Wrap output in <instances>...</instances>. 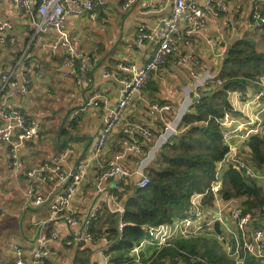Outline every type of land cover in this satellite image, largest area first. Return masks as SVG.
Listing matches in <instances>:
<instances>
[{
  "label": "crops",
  "instance_id": "obj_1",
  "mask_svg": "<svg viewBox=\"0 0 264 264\" xmlns=\"http://www.w3.org/2000/svg\"><path fill=\"white\" fill-rule=\"evenodd\" d=\"M31 1L35 10L40 0ZM126 1L105 0L96 20L90 19L89 14L66 17L67 29L79 40V50L93 61L90 69L93 83L89 87H83L68 74L77 67V63L71 64L61 52L56 56L50 55L48 44L57 37L54 29L38 31L33 22L34 19L38 20L36 13L33 17L21 15L12 0H0V20L8 19L12 22L13 28L9 34L16 38V43L12 46L0 43V69L11 68L22 58L30 67L27 74L32 79V85L26 94H22L18 86L5 89L0 97V106L7 110L19 106L27 118L40 121L39 134L26 142L19 151L18 166L11 164L9 146H0V264H15L13 243H19L27 257L32 256L41 237L49 239L48 247L56 251V255L51 259L52 264H79L83 259H87V264H122L133 256V248L109 252L111 243L107 236L79 241L77 238L84 234L83 224L69 228L62 221L53 224L47 222L49 209L46 204L35 206L32 203L35 193L54 196L67 190L68 184L53 190L52 184L26 175L27 170L31 168L44 164L53 165L54 157L59 156L67 147H74L77 152L67 157L62 166L75 169L79 162L90 154L104 117L119 101L120 71L116 65L123 61L141 66L153 54L157 39L153 36L138 44L139 27L146 25L150 33L163 28L165 20L172 14L173 2L135 0L125 7ZM228 1L230 8L227 14L210 15L207 24L193 35L189 45L186 46L184 41L181 44L182 51L190 55L189 66H176L174 60L179 54L175 52L153 75L142 93L132 100L108 142L103 157L105 160L123 151L119 133L123 132L127 122L148 125L157 139L164 123L177 115L183 117L192 109V99L198 81L206 83L200 90L209 83H218L216 77L229 48L247 31H252L258 26L252 18V13L257 10L264 17V0ZM186 25L187 21L184 19L182 31ZM105 71L110 75L106 76ZM193 72L198 75L197 79ZM64 73L68 75L65 76ZM255 89L256 85L251 83L245 91L237 92L250 98ZM156 101L170 104L172 111L151 115L149 108ZM75 116H80V127L68 135L64 134L62 130L68 127ZM139 131L137 133H140ZM237 143L239 151L245 155L246 142L237 140ZM143 145L145 148L148 146ZM147 149H150V145ZM123 162L135 171L142 159L131 153ZM98 175L99 171L93 165L71 202L72 215L81 220H85L95 210L96 217L103 212V208L110 212L106 192L110 191L111 180L106 182L105 193L98 192ZM136 179V176L133 177L131 182L135 183ZM115 214L118 215L119 225L122 218L118 213ZM106 228L107 225L103 227L104 230ZM52 231L58 232L61 239L52 240ZM145 236L146 233L143 239ZM68 237L73 239L72 244L66 243ZM162 248L145 242L140 245L139 253L152 264H156L153 263L154 258ZM162 262L186 264L181 259L176 262Z\"/></svg>",
  "mask_w": 264,
  "mask_h": 264
},
{
  "label": "built area",
  "instance_id": "obj_2",
  "mask_svg": "<svg viewBox=\"0 0 264 264\" xmlns=\"http://www.w3.org/2000/svg\"><path fill=\"white\" fill-rule=\"evenodd\" d=\"M12 1L21 15L33 17L36 13L35 16H38V20H33L35 29L42 32L54 29L57 37L48 44L50 55L56 56L61 52L67 56L71 64L77 63V67L68 74L73 76L81 86L89 87L93 83L90 74L93 61L79 50V40L69 32L65 19L68 15L89 14L90 19L96 20L105 0H40L35 10H33L31 0ZM171 1L173 2V11L170 17L165 20L163 28L150 33L146 29V25L139 27L138 44H142L153 36L157 39V46L149 60L141 66L123 61L116 65L120 71L118 76L120 98L117 106L104 117L90 154L81 160L75 169L64 168L62 162L77 152L74 147H67L59 156L54 157L53 165L44 164L26 172L30 178L52 184L53 190L68 184L67 190L58 192L54 196L35 193L32 203L35 206L47 205L49 209L47 222L51 224L62 221L69 228L83 224L84 234L77 238L79 241L93 239L89 232L90 223L97 216L95 210L85 220H81L72 215L70 211L71 202L89 169L95 165L99 171L96 182L98 192L105 193L106 182L111 180L110 191L106 192L107 207L112 213L120 212L119 215L122 218L125 208L122 205V199L117 196L116 192L126 191V187L133 183L131 180L135 176L138 179L133 184H137L139 188L147 187L150 183L147 167L157 157L160 149L164 145L172 143L173 138L180 133L179 124L182 119L180 115L164 123L157 139L148 125L127 122L123 127L125 135L122 139L123 151L117 152L105 160L103 157L108 148V142L117 124L124 117L126 109L132 100L142 93L153 75L164 66L169 56L177 52L179 55L174 60V64L188 67L190 55L182 51L183 41L188 46L193 35L207 24L210 15L227 14L230 8L228 0ZM134 2L135 0H127L125 7ZM252 18L258 25H264V17L259 11H254ZM184 19L187 21V25L182 31L181 25ZM12 28L13 24L10 20H0V43L7 46L15 45L16 38L9 34ZM29 70L30 67L22 58L16 61L11 68L0 69V97L5 89L16 86L19 87L22 94H26L32 85V79L27 74ZM68 74L64 73L65 76ZM105 75L108 76L110 73L105 71ZM193 75L197 79L198 75L194 72ZM204 84L206 83L198 81L192 99L193 104L200 100V87ZM254 84L256 85L255 93L250 98L243 97L237 91H231L228 94L230 110L226 111L224 116L218 119V122L223 129V140L229 150L216 168V177L211 188L191 195L190 204L183 217L168 223L143 225L142 229L146 233L145 238L133 247L132 258L122 264H152L139 253L140 245L145 242L162 248L170 246L173 239L189 240L201 235L215 237L237 264H247L244 254L264 262V209L260 212H245L241 199L226 200L221 195L222 173L227 166H233L244 176L264 184V173L257 171L244 159V154L239 151L236 143L237 140L247 143L250 136L264 131V76ZM165 111H172V106L156 101L149 108L151 115ZM0 116V146H9L11 164L18 166L19 151L26 142L33 140L39 134L40 121L27 118L19 106L10 110L0 106ZM138 130L140 133H137ZM143 144L150 145L148 152L145 151ZM131 153L142 159L140 166L135 171L123 162ZM209 196H212V201L207 204L206 199ZM123 225L121 221L119 227L122 228ZM218 225L220 231L217 229ZM106 236V234L103 235V237ZM50 238L60 240L61 236L58 232L52 231ZM48 240L41 237L39 245L30 257L26 256L19 243H13L14 263L52 264L51 259L56 255V251L48 247ZM66 243L72 244L73 239L68 237Z\"/></svg>",
  "mask_w": 264,
  "mask_h": 264
},
{
  "label": "trees",
  "instance_id": "obj_3",
  "mask_svg": "<svg viewBox=\"0 0 264 264\" xmlns=\"http://www.w3.org/2000/svg\"><path fill=\"white\" fill-rule=\"evenodd\" d=\"M39 4V3H38ZM264 76V25L247 31L229 48L216 82L200 90L201 98L182 117L180 133L172 143L164 145L157 157L147 167L150 183L145 188L134 189L131 183L124 192H116L125 200L122 228L118 215L103 212L90 223L93 239L107 235L111 245L109 252L133 248L143 239L145 224L158 225L183 217L195 192L211 188L216 177V168L228 152L223 140V129L218 122L230 110L228 94L245 91L251 83ZM264 120V115H263ZM80 116L69 122L64 134L78 130ZM124 138L123 132L119 133ZM244 159L259 172L264 173V131L247 140ZM149 147V145L147 146ZM147 147L144 149L149 151ZM221 195L224 199H241L245 212H260L264 209V185L256 179L243 175L233 166L222 173ZM122 199V200H123ZM212 201L207 197L206 203ZM107 225L104 230L103 227ZM220 231L219 225L217 226ZM247 264H264L244 254ZM181 259L186 264H237L222 244L213 236L201 235L193 239H173L171 246L163 247L153 263ZM87 264V259L79 261Z\"/></svg>",
  "mask_w": 264,
  "mask_h": 264
},
{
  "label": "water",
  "instance_id": "obj_4",
  "mask_svg": "<svg viewBox=\"0 0 264 264\" xmlns=\"http://www.w3.org/2000/svg\"><path fill=\"white\" fill-rule=\"evenodd\" d=\"M85 153V152H84ZM83 153V154H84ZM134 189L135 190H138L139 189V187H138V185L137 184H134ZM123 207H125V200L123 201ZM118 214H120V212H118ZM120 222V221H119Z\"/></svg>",
  "mask_w": 264,
  "mask_h": 264
},
{
  "label": "rangeland",
  "instance_id": "obj_5",
  "mask_svg": "<svg viewBox=\"0 0 264 264\" xmlns=\"http://www.w3.org/2000/svg\"><path fill=\"white\" fill-rule=\"evenodd\" d=\"M236 143H237V141H236ZM237 145H239L238 143H237ZM255 168V167H254ZM262 183V182H261ZM263 184V183H262ZM264 185V184H263Z\"/></svg>",
  "mask_w": 264,
  "mask_h": 264
}]
</instances>
